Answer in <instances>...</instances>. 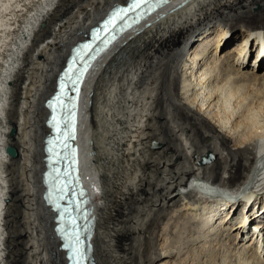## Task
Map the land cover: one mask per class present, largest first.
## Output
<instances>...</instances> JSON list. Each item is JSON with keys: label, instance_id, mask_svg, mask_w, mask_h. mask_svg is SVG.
Returning <instances> with one entry per match:
<instances>
[{"label": "bare ground", "instance_id": "bare-ground-1", "mask_svg": "<svg viewBox=\"0 0 264 264\" xmlns=\"http://www.w3.org/2000/svg\"><path fill=\"white\" fill-rule=\"evenodd\" d=\"M127 1L0 0V264L67 263L44 198L46 102L72 47ZM183 1L85 78L77 144L97 264H264V103L235 97V76L264 75V0ZM223 234L239 247L223 241L218 258Z\"/></svg>", "mask_w": 264, "mask_h": 264}, {"label": "water", "instance_id": "water-1", "mask_svg": "<svg viewBox=\"0 0 264 264\" xmlns=\"http://www.w3.org/2000/svg\"><path fill=\"white\" fill-rule=\"evenodd\" d=\"M152 24V22H147L145 23L141 28L139 29H135L136 26L132 29H134L133 33L131 35L128 36L127 39H125L122 43L121 46L119 48H117L115 50L114 53H116L117 55V61L120 62H124L126 61V59L128 58V56L131 55L132 53V48L134 46V44H136L137 42H134L133 40L141 33L143 32L147 27H149ZM111 47L109 48H105L103 49L92 61V66L91 67H95L96 64L98 62L101 61L102 57H104L106 55V53L109 51ZM57 89V87H56ZM81 95H82V90L81 92H79V100H78V104H77V116L79 115V109H80V100H81ZM69 101H72V94H69L68 96ZM56 101H52L49 103V108H52L50 106V104H54ZM53 114V117H52ZM57 111L56 108L50 109V113L48 116L47 120H50L49 124L51 126L50 132L48 134V138H51V143L49 146L50 149V155L52 157V155L54 154V149H53V145H54V137H56V135H54L55 133V129H56V120H57ZM71 124H72V120L69 118L66 123L65 126L66 128L71 129ZM15 132V129H13L12 133ZM70 134V133H69ZM77 139H78V122H77V131H76V135L72 138V146L73 144H77ZM79 146L77 144V150H78ZM7 151L10 155L12 156H16L18 151L16 148L14 147H8ZM78 160L76 161V167L74 165V160H73V156L70 153V161H69V169L70 172L69 174H67V177L70 179V186H69V191H68V197L67 199L64 200H60V204H57V198L53 196V190H51L49 197H46V200L48 202V205L50 206V208L54 211V221H55V233L58 236L59 240H60V250L63 251L65 258H66V264H76L75 263V259L74 257V253L77 252V245L75 243V239H74V233L72 230V219L71 217H73V215H77L80 219V224H79V228L81 230V235H82V240H83V245H82V250L83 253L86 255L85 256V263L84 264H97V261L95 259V256L92 254L91 251V245L92 243H90L91 240V234L93 231L92 228V215L94 213V207L91 203L92 199L89 195L88 190L86 189V187L83 184V180H82V176L80 174V159H79V154L78 156ZM212 154L209 153V155L204 159V161L210 160L212 159ZM54 164L53 161H50V169L52 170ZM76 168H77V172H78V176L75 175L76 174ZM49 185L50 188H52V181H51V175H50V181H49ZM73 193H76V196H78L77 198L79 199L77 205H75L74 203V199H73ZM45 196V194H44ZM81 202V203H80ZM66 203V205H65ZM78 207V209H77ZM66 210V217H64V215L62 214V212ZM69 215V217H68Z\"/></svg>", "mask_w": 264, "mask_h": 264}, {"label": "rangeland", "instance_id": "rangeland-1", "mask_svg": "<svg viewBox=\"0 0 264 264\" xmlns=\"http://www.w3.org/2000/svg\"><path fill=\"white\" fill-rule=\"evenodd\" d=\"M200 40H201V37L200 36H198L195 39H193V41L189 45V50L191 51L192 49H194L198 45V43L200 42ZM188 64L189 65L187 67L186 72L190 71V68L189 67H190V64L191 63L188 62ZM261 65L262 66H260V70H259L260 73L263 71L264 62ZM235 77H236L235 78V82H236V85L235 86L239 85V88H240V89L238 88L237 90H239V91L237 93H235V94H237V95H235V97L237 96L236 98L242 99V100H245V101H249L252 105H259L261 102L264 103V75L261 74V75L255 77V78H253V77H240V76L239 77L235 76ZM262 183H264V178L261 179L260 182H259V184H262ZM263 187L264 186L261 185V187L259 188V190L261 188H263ZM183 223H186V222L184 221ZM183 225L184 224H182L180 226V230L181 231L185 230L183 228L184 227ZM190 225H191L190 223L185 224V228L186 227L187 228H189V227L191 228ZM192 228H193V226H192ZM183 236L184 237L182 239H180V241L185 242L187 240L186 239L187 234L186 233H183ZM225 236L226 235L223 234L222 237L220 235L218 237V240L221 241V243H219L218 246H217V248H216V251L218 253V258H220L223 254H225L226 253V248L229 247L228 244H225L224 246L222 245V242L223 241L229 240V237H225ZM182 242L178 243V245L179 246H180V244L184 245L182 248L185 249L184 250V252H185L186 249H187L186 246H189L191 243H186L185 244V243H182ZM228 242H230V244L232 246H235V248H238L239 247V245H235V242L233 240H231V239ZM196 244H199V243H196ZM209 244L210 243H208L207 245H209ZM193 246H194V244L191 245V247H193ZM195 253L198 254V252H196V251H195ZM167 258L168 257H164L163 259H167ZM171 260H176V255ZM234 262H235V260H234ZM196 264H198V262Z\"/></svg>", "mask_w": 264, "mask_h": 264}, {"label": "flooded vegetation", "instance_id": "flooded-vegetation-1", "mask_svg": "<svg viewBox=\"0 0 264 264\" xmlns=\"http://www.w3.org/2000/svg\"><path fill=\"white\" fill-rule=\"evenodd\" d=\"M85 98V97H84ZM87 98H85V100H86ZM87 101V100H86ZM87 141V140H86Z\"/></svg>", "mask_w": 264, "mask_h": 264}]
</instances>
